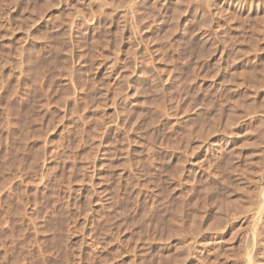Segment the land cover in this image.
Here are the masks:
<instances>
[{
    "label": "rangeland",
    "instance_id": "1",
    "mask_svg": "<svg viewBox=\"0 0 264 264\" xmlns=\"http://www.w3.org/2000/svg\"><path fill=\"white\" fill-rule=\"evenodd\" d=\"M206 263L264 264V0H0V264Z\"/></svg>",
    "mask_w": 264,
    "mask_h": 264
},
{
    "label": "bare ground",
    "instance_id": "2",
    "mask_svg": "<svg viewBox=\"0 0 264 264\" xmlns=\"http://www.w3.org/2000/svg\"><path fill=\"white\" fill-rule=\"evenodd\" d=\"M178 237V236H177ZM198 251V250H197ZM193 252V251H192ZM190 256V255H189ZM250 256V255H249ZM181 259V258H180ZM214 262V261H213ZM216 262V261H215ZM207 264V263H206Z\"/></svg>",
    "mask_w": 264,
    "mask_h": 264
}]
</instances>
